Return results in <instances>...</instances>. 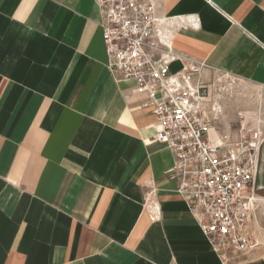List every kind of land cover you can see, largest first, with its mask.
I'll return each mask as SVG.
<instances>
[{
	"label": "crops",
	"instance_id": "crops-1",
	"mask_svg": "<svg viewBox=\"0 0 264 264\" xmlns=\"http://www.w3.org/2000/svg\"><path fill=\"white\" fill-rule=\"evenodd\" d=\"M156 5L174 51L206 65L212 138L241 124L264 136V0ZM100 19L95 0H0V264H223L135 82L108 68ZM221 74L254 97L213 96ZM256 197L257 246L231 264H264V144Z\"/></svg>",
	"mask_w": 264,
	"mask_h": 264
},
{
	"label": "built area",
	"instance_id": "built-area-1",
	"mask_svg": "<svg viewBox=\"0 0 264 264\" xmlns=\"http://www.w3.org/2000/svg\"><path fill=\"white\" fill-rule=\"evenodd\" d=\"M95 1L108 68L116 81L135 82L132 92L143 96L141 107L155 117L153 140L173 154L168 178L214 252L231 264L257 246L249 222L264 136L241 124L235 136L212 138L211 117L220 108L201 80L206 65L174 51L171 19L158 14L156 0ZM176 61L183 65L174 71Z\"/></svg>",
	"mask_w": 264,
	"mask_h": 264
},
{
	"label": "rangeland",
	"instance_id": "rangeland-1",
	"mask_svg": "<svg viewBox=\"0 0 264 264\" xmlns=\"http://www.w3.org/2000/svg\"><path fill=\"white\" fill-rule=\"evenodd\" d=\"M211 84L213 96L215 92L223 97H227L236 106L254 97L255 89L253 87L248 86L241 79L229 75H218ZM261 222L264 227V219H261Z\"/></svg>",
	"mask_w": 264,
	"mask_h": 264
}]
</instances>
